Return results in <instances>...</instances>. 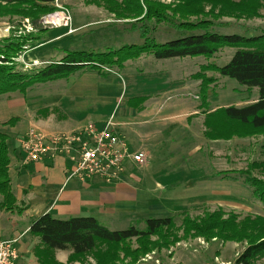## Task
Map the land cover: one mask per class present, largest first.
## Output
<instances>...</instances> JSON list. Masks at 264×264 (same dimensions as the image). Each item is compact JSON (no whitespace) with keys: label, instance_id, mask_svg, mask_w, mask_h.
<instances>
[{"label":"rangeland","instance_id":"374dc122","mask_svg":"<svg viewBox=\"0 0 264 264\" xmlns=\"http://www.w3.org/2000/svg\"><path fill=\"white\" fill-rule=\"evenodd\" d=\"M86 1L55 0L54 7L57 11L42 18L36 24L32 23L30 19L0 18V43L11 36L20 37L28 33L41 34L43 37L41 42L32 44L31 47L35 48L32 52H29L28 55L22 53L18 57L16 62L19 70L29 72L43 66V64L36 67L27 66L25 57L38 56L42 60H47V63H44L47 65L49 62L63 59L68 52L86 51L99 54L117 50L124 45L142 44L144 40L141 35L146 27L149 32L148 37L154 38L157 43H165L183 35L168 24L146 22L136 23L132 26L128 23L135 22V20H117V17L109 13L105 7L89 5ZM160 3L172 4L170 0H161ZM55 14H57L56 20L61 26L54 28L48 21L53 20L50 16ZM64 16L70 18L71 22L68 26L62 22ZM195 20L193 18L191 21ZM218 23L224 25L215 28L220 33H238L246 36L263 35L264 10L261 12V17L252 20L236 21L225 18ZM70 28L78 31L73 34L69 33ZM54 29L59 30L54 31ZM57 34L61 37L53 40L51 37ZM42 44L44 46L39 47ZM235 52L236 49L226 47L211 59L188 57L162 61L160 63L163 64L157 65H160L161 69L175 73L177 77L182 74L188 75L191 70L196 75L202 72V65L224 67L230 62ZM141 59L127 63L124 69H106L105 75L87 69L64 80L35 84L31 87V97L27 95L26 100L39 95L36 104L38 107H42L44 101L40 99L44 94L46 96H61L63 112L68 115V122L75 123L77 121L78 127H85L89 123L99 124L98 127H102V123L107 122L111 115H113L115 124L127 123L126 119L129 118L124 117V111L127 108L126 101L130 98L135 99L132 97L135 90L128 84V75L136 76L143 68H145V72L147 70L154 71L151 69L152 67L143 65ZM145 64L149 65V62ZM176 65L178 66L176 67ZM179 66L183 67L182 70L186 72L182 73ZM177 69L179 72L176 73ZM169 72L167 73L169 74ZM207 75L217 79L215 84L208 87L207 100H204L200 86L196 87V79L190 82L192 83L191 91L179 94L180 98L185 100V111L190 110V106L199 104L204 110L203 114L208 116L211 111L228 106L243 107L259 98L257 88H247L210 70ZM176 96L178 95L176 94ZM14 97L20 102L23 101L21 93H15ZM180 98H172L167 102L166 108L178 103L177 100ZM136 103L139 102H133L134 106ZM52 107L58 112V106ZM215 107L219 108L213 110ZM49 108L53 109L50 106ZM179 111L180 108L174 110V112ZM57 112H53V114L59 119L63 114ZM31 113V116H35L37 111L33 109ZM45 114L46 110L43 109L37 113L40 117ZM19 118L25 122L29 120L28 115L26 118L22 115ZM205 119L204 123L202 120L198 121L199 123L194 124V127L192 125L189 130H184L187 123L186 119L182 117L164 119L162 123L152 125V128L158 129L153 133L154 138H151L154 144L150 150L151 159H148L144 165L147 168H142L141 172H138L143 175V180L137 187L131 186V190L127 192L123 200L125 208L130 209L135 205L138 210L132 212L138 215L137 217L129 214L111 218L95 217L102 226L111 231L126 230L131 226L142 229L143 225L138 224L140 220L164 219L174 216L178 218L177 225L180 226L185 215L192 219H199L207 213L215 211H221L225 214V218L230 213H235L240 218L248 215L264 217V205L254 197L253 189L247 183L248 177L264 181V133L244 137L235 136L230 140H211L205 136L209 131L205 126ZM171 127H173L171 130H167ZM127 128L129 127L121 125L120 130L121 132L124 130L125 135L123 134V136L129 141L130 136ZM157 184L161 186L158 187ZM0 212H2L0 229L4 230V234L7 232V227L10 226L9 222L14 224V228H22L40 216L34 212L37 217L35 214L25 213L19 218L18 215L9 213L12 215L10 216L11 221H7L9 216L6 214L8 213L2 209ZM52 216L59 218L54 214ZM177 235L178 237L182 236V231H178ZM214 241L208 242L204 238L180 240L169 249L148 253L136 264H184L186 258L191 255L202 257L212 255L213 257L216 251H221L220 245H223L219 241ZM226 244L229 245L225 253L232 258L228 264H233L234 254L238 257L246 245ZM137 246L132 242L133 249ZM30 248L32 251L33 247ZM88 263L96 264L95 260L88 261ZM255 264H264V256L260 257Z\"/></svg>","mask_w":264,"mask_h":264},{"label":"trees","instance_id":"16d2710c","mask_svg":"<svg viewBox=\"0 0 264 264\" xmlns=\"http://www.w3.org/2000/svg\"><path fill=\"white\" fill-rule=\"evenodd\" d=\"M161 0H87L89 5L105 7L117 20L133 19L136 23L155 22L172 25L182 37L157 43L148 37V28L143 29L142 44L124 45L117 50L93 54L86 51L68 52L61 60L31 71L19 70L16 60L33 43L42 41L41 34L28 33L11 36L0 43V96L14 93L25 95L35 84L63 80L77 72L94 70L104 73L112 68L122 69L127 62L136 61L143 55H152L156 60L205 57L211 59L224 48L236 49L230 62L224 67L207 65L194 79L201 82L200 89L207 100L208 87L216 83V77L207 72H216L247 88H257V101L243 107L228 106L211 111L205 119L206 138L230 140L264 133V34L246 36L238 33H220L216 27L221 19L252 20L261 17L264 0H170L171 5ZM55 0H0V18L30 19L36 24L54 13ZM195 18V21H191ZM145 30V31H144ZM209 69V70H208ZM143 102V98L129 101ZM18 119L13 118L0 126L13 127ZM8 136L0 132V209L12 215L22 216L29 209L19 203L13 191L10 177L11 155ZM21 153V151H20ZM22 158L24 157L21 153ZM254 197L264 205V181L248 177ZM178 218L147 219L138 221L143 228L131 226L126 230L111 231L92 216L59 219L50 213L31 222L29 233L38 238L35 257L38 264H58L57 251H71L69 263L92 258L96 264H136L148 253L169 249L180 240L204 238L223 244H245L243 252L233 264H255L264 256V217L235 213L225 218L221 211L207 213L199 219L184 216L181 225ZM182 231L178 237L177 232ZM132 242L137 244L132 248ZM131 245V246H130ZM105 249L104 251L100 249Z\"/></svg>","mask_w":264,"mask_h":264},{"label":"crops","instance_id":"0c3cea01","mask_svg":"<svg viewBox=\"0 0 264 264\" xmlns=\"http://www.w3.org/2000/svg\"><path fill=\"white\" fill-rule=\"evenodd\" d=\"M56 30L59 29H54V31ZM76 31L78 30L75 29L74 32ZM59 37L61 36L57 34L51 38L54 40ZM43 46L44 44L39 47ZM34 49L35 48H30L24 54L28 55V53L32 52ZM141 58L143 65L152 67L151 69H154V71L151 72L147 70V72H145V68H143L136 76L128 75V84L130 88L134 87L135 90V93H132V97L143 98L144 101L136 103L135 108H132L129 106V101L132 98L128 99V101H126L127 108L124 111V117L130 120L126 119L127 123L124 124L123 122L114 124L116 125L115 131L122 136L123 134L125 135V132L124 130L121 132V125L129 127L127 130L130 138L127 137L129 138L128 142L132 150L135 152L142 151L151 159L152 153L150 150L153 147L152 144H154L151 138H154L153 133L158 129L152 128L153 124L162 123L164 119L182 117L186 119L187 123V127H184V130H189L192 125L194 127V124L196 125L199 123L198 121L202 120L204 123L205 115L203 114L204 110L199 104L192 105L190 106V110L185 111V100L181 99L179 96V94L191 91L192 83L190 82L194 79L192 70L188 72L189 74L187 73L188 75L182 74L179 75L180 77H177L175 73L161 69V66L157 65L163 64L160 62L167 60H156L149 54L143 55ZM25 60H27L25 64L30 67H36L40 64L44 65V63H47V60H42L38 58V56L25 57ZM131 62L132 61H130V63ZM148 62L149 65L145 64ZM126 64L122 69L125 68ZM177 66L178 65H176V67ZM182 68L180 67L181 72H186L182 70ZM167 72H169V74ZM175 72H179V69L175 70ZM196 82V87H199L201 82L197 80ZM31 90L32 88L23 95L22 102L15 99V93L0 97V124L6 123L13 118L19 119L13 127L0 126V132L7 135L9 138L8 146L12 160L10 165L12 187L18 202L28 205L29 209L25 213H31L32 215L36 212L37 216L50 213L51 215L54 214L58 216L59 219L88 216L111 218L113 216L125 214L137 217L138 214L132 211H137L138 208L135 205L133 207L131 206V210L125 208L126 206L123 204V200L127 192L131 190V186L137 187L140 182H142L143 175L138 172H141L140 170H142V168H147L146 166L140 168L130 164L127 166L126 173L123 175L120 182L114 185H107L99 179H92L87 183H82L76 179H68L69 166L63 158L54 160L47 159L42 163L23 164L19 140L32 127L37 128L48 136L59 132L77 131L83 128L77 126V121H75V123L68 122V115L63 112L64 107L62 105L61 96H46L44 94L40 99L44 101V103L41 105L42 107H38L36 102H38L37 99L39 95L35 97L32 96L28 101L26 100L27 95L31 97ZM176 94L178 96H176ZM175 97L180 98L177 100L178 103L166 108L167 102ZM196 99H199V97H196ZM54 105L59 107L58 112L52 107ZM49 106L53 109H50ZM47 108L49 109L47 110ZM175 108H180V111L174 112ZM216 108L219 107H215L213 110ZM33 109L36 110L37 113H40L42 109L44 111L46 110V114L43 117L38 116L37 113L35 116H31ZM53 112L62 113L63 116H60L58 119ZM21 115L25 116V118L26 115H28L29 120L26 122L25 120H20L19 117ZM75 118L77 117L75 116ZM172 128L173 127L168 128L167 130H171ZM157 186L160 187L161 185L157 184ZM1 214L2 212H0V217ZM36 214L35 217H37ZM6 215L9 216L7 217V221H11L10 216L12 215L9 213ZM18 217L21 218V216ZM0 222L2 221L0 220ZM9 224L10 226L7 227V232L5 234L4 230H0L5 239L20 238L18 243L20 264H38L35 257V250L36 247L40 245V241L38 238L30 235L29 229L31 224L22 228H14L13 223L11 224L9 222ZM228 245L229 244L220 245L221 251H216L213 257L212 255L203 257L191 255L186 258L184 264H228L232 260L231 256L225 253ZM31 246L33 247L32 251L30 248ZM70 254L71 251H57L55 253V260L58 264H68ZM235 255L236 254H234V258ZM234 258L233 261L235 262ZM86 259L87 260L84 259L74 262L73 264H86L88 261H94L92 258Z\"/></svg>","mask_w":264,"mask_h":264},{"label":"built area","instance_id":"2783aa9c","mask_svg":"<svg viewBox=\"0 0 264 264\" xmlns=\"http://www.w3.org/2000/svg\"><path fill=\"white\" fill-rule=\"evenodd\" d=\"M49 20L52 26L60 27L57 14ZM65 26L70 18L64 16ZM75 30L70 28L69 33ZM113 116L102 123H89L80 130L45 135L31 128L19 140L23 164L42 163L63 158L68 163V179L87 183L99 179L107 185L117 184L132 164L144 167L149 157L142 151H133L124 136L115 131ZM20 238L5 239L0 230V264H20L18 243Z\"/></svg>","mask_w":264,"mask_h":264}]
</instances>
